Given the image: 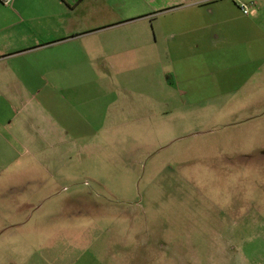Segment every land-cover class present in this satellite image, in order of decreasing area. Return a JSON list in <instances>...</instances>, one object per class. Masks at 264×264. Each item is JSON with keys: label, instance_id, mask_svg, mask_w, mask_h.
Instances as JSON below:
<instances>
[{"label": "rangeland", "instance_id": "rangeland-1", "mask_svg": "<svg viewBox=\"0 0 264 264\" xmlns=\"http://www.w3.org/2000/svg\"><path fill=\"white\" fill-rule=\"evenodd\" d=\"M229 35L186 65L221 89L172 108L146 92L185 64L29 97L0 140V264H264V33Z\"/></svg>", "mask_w": 264, "mask_h": 264}, {"label": "crops", "instance_id": "crops-1", "mask_svg": "<svg viewBox=\"0 0 264 264\" xmlns=\"http://www.w3.org/2000/svg\"><path fill=\"white\" fill-rule=\"evenodd\" d=\"M240 3L246 2L0 0V140L7 143L16 126L25 132L19 113L28 109L29 97L78 90V81L88 89L83 81L100 65L118 74L140 72L141 65L185 64L156 77L157 89L145 93H163V107H174L175 90L183 96L194 88L220 90L217 70L186 65L213 61L229 33L241 40L248 32L264 33L263 8L246 16Z\"/></svg>", "mask_w": 264, "mask_h": 264}, {"label": "built area", "instance_id": "built-area-1", "mask_svg": "<svg viewBox=\"0 0 264 264\" xmlns=\"http://www.w3.org/2000/svg\"><path fill=\"white\" fill-rule=\"evenodd\" d=\"M240 8L244 15L250 16L253 15L256 12V6L255 4L251 3H240Z\"/></svg>", "mask_w": 264, "mask_h": 264}]
</instances>
